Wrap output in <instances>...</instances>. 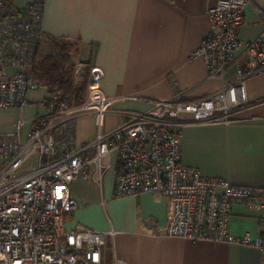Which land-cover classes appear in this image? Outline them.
<instances>
[{
  "label": "built area",
  "instance_id": "2783aa9c",
  "mask_svg": "<svg viewBox=\"0 0 264 264\" xmlns=\"http://www.w3.org/2000/svg\"><path fill=\"white\" fill-rule=\"evenodd\" d=\"M247 4L218 0L211 6L205 12L208 33L188 56L201 59L208 76L223 82L242 49L244 59L231 80L200 99L150 100L149 110L129 112L113 130L101 132L102 114L115 99L100 90L97 79L89 80L86 98L74 107L67 94L37 83L30 74L44 40L43 0L22 7L0 0V110L28 104L31 91L44 93L25 137L22 119L0 133V264H104L101 248L113 229L64 225L77 207L71 182L79 177L99 185L112 164L114 197L158 193L169 200L167 236L264 250V189L203 177L179 160L178 148L181 117L200 123L228 120L246 103L245 80L264 70V32L247 42L237 36ZM73 67L74 75L81 74ZM87 113L96 116L97 131L77 145L75 120ZM30 157L27 169L20 170ZM233 205L255 212V238L229 232Z\"/></svg>",
  "mask_w": 264,
  "mask_h": 264
},
{
  "label": "crops",
  "instance_id": "0c3cea01",
  "mask_svg": "<svg viewBox=\"0 0 264 264\" xmlns=\"http://www.w3.org/2000/svg\"><path fill=\"white\" fill-rule=\"evenodd\" d=\"M22 7L31 0H7ZM218 0H43L41 28L46 38L75 45L71 53L83 64L87 79L115 102L102 114L99 131L113 130L129 112H145L150 100L190 101L219 90L231 80L236 63L223 82L211 78L201 59L188 60L208 33L207 10ZM264 32V0H248L238 37L253 40ZM70 55V54H69ZM87 82V83H88ZM246 103L225 121L193 122L180 118V159L203 177L226 180L234 186L264 189V70L243 84ZM42 90L28 93L29 103L0 110V133L13 130L16 120L30 121L41 111ZM94 113L75 120L77 145L96 133ZM93 181L74 179L70 192L77 207L65 227L114 230L101 248L104 264H264V250L227 243L167 236L171 208L165 196L141 193L113 196V167ZM229 232L257 235L255 212L231 206Z\"/></svg>",
  "mask_w": 264,
  "mask_h": 264
},
{
  "label": "trees",
  "instance_id": "16d2710c",
  "mask_svg": "<svg viewBox=\"0 0 264 264\" xmlns=\"http://www.w3.org/2000/svg\"><path fill=\"white\" fill-rule=\"evenodd\" d=\"M44 42L50 44L52 51L41 54L40 49L38 50L29 68L32 78L49 89L56 87L67 94L70 104H81L88 77L86 71L83 70L82 77L79 78L81 81L76 83L73 80L74 64L69 59V54L75 50V45L67 40L54 38H46L42 43Z\"/></svg>",
  "mask_w": 264,
  "mask_h": 264
},
{
  "label": "rangeland",
  "instance_id": "374dc122",
  "mask_svg": "<svg viewBox=\"0 0 264 264\" xmlns=\"http://www.w3.org/2000/svg\"><path fill=\"white\" fill-rule=\"evenodd\" d=\"M50 50L52 51L50 44H47L46 42H44V43H42V46L40 47L39 53L45 54V53H48ZM69 59L73 62L74 66L79 67L81 69V74H79L77 76L73 74L74 82L79 83L81 81L79 78L82 77V71H83L82 66H83V64H81L78 60L76 61L75 56L72 54L69 55ZM9 71H12V70H9ZM87 86L88 85L86 84L85 89L83 90V93H82L83 100L86 98V95H87V91H86ZM71 105H73V104H71ZM79 105L74 104L73 106L76 107ZM31 159H32V157L26 159L25 162L23 163V165L20 166L21 167L20 170H26L27 166H29V164L31 163L30 162Z\"/></svg>",
  "mask_w": 264,
  "mask_h": 264
}]
</instances>
